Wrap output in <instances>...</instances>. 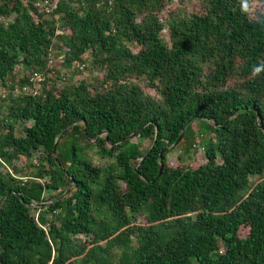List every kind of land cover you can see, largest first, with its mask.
<instances>
[{"label": "trees", "instance_id": "trees-1", "mask_svg": "<svg viewBox=\"0 0 264 264\" xmlns=\"http://www.w3.org/2000/svg\"><path fill=\"white\" fill-rule=\"evenodd\" d=\"M175 1L0 0V264H264V10Z\"/></svg>", "mask_w": 264, "mask_h": 264}, {"label": "rangeland", "instance_id": "rangeland-1", "mask_svg": "<svg viewBox=\"0 0 264 264\" xmlns=\"http://www.w3.org/2000/svg\"><path fill=\"white\" fill-rule=\"evenodd\" d=\"M205 0H176L175 3H173V5H170V7L172 9H175L177 10L176 11V14H178L180 12V15L181 16H188L190 13H196V12H203L204 10V4H203V7H200V4L203 3ZM249 7L251 13L255 12L256 10H264V0H243ZM178 4H177V3ZM183 5L181 6L182 8H180V5ZM179 5V6H178ZM168 20H169V17H168ZM167 26V24H166ZM166 26L165 28L162 29L161 31V37L163 39V41L168 45V46H172L173 43H174V39L171 37V34L167 31L166 29ZM60 32V31H59ZM61 33V32H60ZM61 57V56H60ZM63 58V57H62ZM66 71V70H64ZM68 71V70H67ZM69 73V71H68ZM89 73V71L87 70V72H85L84 74H79L76 79L80 78V79H84L85 76H87ZM70 75V73L68 74ZM40 86V85H39ZM0 93H1V89H0ZM149 93L152 95L154 93V91L150 90ZM27 124H31V122H27ZM22 127H23V123H19L17 125V133L18 134H22L23 131H22ZM3 132V129L0 128V133ZM134 141L137 140L136 138L133 139ZM143 145L145 147L149 146L150 145V140L147 139V140H143ZM176 144L172 145V146H175ZM181 150L178 151V153H176L175 151L171 152L170 153V160L171 161H175V160H179V155L182 151H184L183 147L180 148ZM39 153V152H37ZM94 161L95 162H99L101 160H99V158H97V156H94ZM16 164L20 167H22V170H23V174L24 173L26 174L28 172V168L26 167V165L22 162H16ZM7 165L4 163V162H0V170L2 171H6L7 170ZM253 180H256L257 179V176H253L252 178ZM73 185L70 186V188H72ZM121 187H125V185H121ZM69 188V189H70ZM67 194V193H66ZM50 203H46V205H48ZM147 209V208H145ZM32 214L35 215L36 219H38V215H39V212H36L35 210H32ZM130 216V215H129ZM136 219H137V222L138 223H142V222H145L147 221V212L144 211V212H138L136 215ZM46 228V227H45ZM76 240H81V241H89L91 240V234L90 235H87V234H79L78 237H75ZM52 264V263H50Z\"/></svg>", "mask_w": 264, "mask_h": 264}, {"label": "built area", "instance_id": "built-area-1", "mask_svg": "<svg viewBox=\"0 0 264 264\" xmlns=\"http://www.w3.org/2000/svg\"><path fill=\"white\" fill-rule=\"evenodd\" d=\"M32 80L35 82H40L43 80V76L40 73H35L34 76L32 77ZM37 88L32 89L34 93H37V89L39 88V83H37ZM24 91L27 92L28 88H24Z\"/></svg>", "mask_w": 264, "mask_h": 264}, {"label": "water", "instance_id": "water-1", "mask_svg": "<svg viewBox=\"0 0 264 264\" xmlns=\"http://www.w3.org/2000/svg\"><path fill=\"white\" fill-rule=\"evenodd\" d=\"M71 126H72V125H71ZM71 126H69L68 128H66V129L64 130L63 133H65V132H66ZM183 136H184V131H182V133H181L180 137L178 138L177 142H179V141L183 138ZM148 154H149V152L146 153L145 157H146ZM145 157H143V159H144ZM162 169H163V165L161 164V167H160V173H161ZM68 190H69V189H68ZM68 190L62 195V197H64V196L66 195V193L68 192ZM48 203H51V202H48ZM41 205H46V203H43V204H41Z\"/></svg>", "mask_w": 264, "mask_h": 264}, {"label": "clouds", "instance_id": "clouds-1", "mask_svg": "<svg viewBox=\"0 0 264 264\" xmlns=\"http://www.w3.org/2000/svg\"><path fill=\"white\" fill-rule=\"evenodd\" d=\"M244 10H245V11L247 10V6H246V5H244ZM254 71H255L256 73H259V72L261 71V68H260V67H255Z\"/></svg>", "mask_w": 264, "mask_h": 264}]
</instances>
